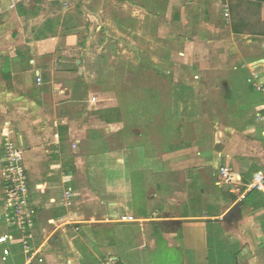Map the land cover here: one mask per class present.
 Returning a JSON list of instances; mask_svg holds the SVG:
<instances>
[{
    "label": "crops",
    "instance_id": "crops-1",
    "mask_svg": "<svg viewBox=\"0 0 264 264\" xmlns=\"http://www.w3.org/2000/svg\"><path fill=\"white\" fill-rule=\"evenodd\" d=\"M65 2L91 30L101 12L97 30L116 34L105 42L138 44L129 55L170 81L93 92L92 49L64 47L76 28L39 0H0V237L20 235L5 221L7 143L23 152L38 213L35 256L13 244L4 262L0 244V264H264V193L247 189L264 173V94L248 81L264 84V32L225 16L231 2L259 4L264 25V2ZM225 167L239 193L221 184Z\"/></svg>",
    "mask_w": 264,
    "mask_h": 264
},
{
    "label": "rangeland",
    "instance_id": "rangeland-1",
    "mask_svg": "<svg viewBox=\"0 0 264 264\" xmlns=\"http://www.w3.org/2000/svg\"><path fill=\"white\" fill-rule=\"evenodd\" d=\"M61 0H39L42 5H45V17H55L53 18L55 22L59 21L64 24V27L69 29H77L76 34L72 36L66 35L64 40V47L67 49L69 53L72 52L75 54V51H71L73 49H78L82 47L83 49L90 48L92 49L91 56H87V62H83L84 66H87L89 82L91 85L89 88H93V92H101L107 88L108 84L114 83L115 81L119 80L120 82H128V83H137L142 82L145 85L154 84V83H165L169 82V78H165L164 74L158 75L155 73L154 67H151L155 62L151 58L140 57L137 53H130L129 51L133 50V47H137L138 44H132L133 42H129V45L126 43H122V47L119 46V42L111 40V42H105V38L108 36L113 37L114 32L111 34L108 32V28L102 27L101 31L97 30V27L102 24V16L100 13H94L95 18H93V24L97 27H94L91 30V24H87V20L83 17H79L76 13L77 11H63L60 7ZM65 1V0H63ZM70 0H66V4L69 3ZM112 1V0H109ZM111 3V2H110ZM113 3V2H112ZM260 12H261V5L259 4H251L249 2H238L233 3L231 2V9L229 8V16L230 24L234 21V16L237 14V23H234L235 30H240L244 27V30H248L251 34L254 33H263L264 32V25L261 24L259 21L260 19ZM250 17L251 21L245 22V15ZM236 19V17H235ZM53 20V23H54ZM227 20V19H226ZM229 20V19H228ZM227 20V21H228ZM229 23V21H228ZM243 23V26H241ZM87 24V25H86ZM246 24V25H245ZM66 25V26H65ZM245 26H247L245 28ZM87 27V28H86ZM16 30V29H15ZM92 31V32H91ZM92 34V38L90 35ZM109 33V34H108ZM109 38V37H108ZM92 39V43L88 44ZM131 45V46H130ZM143 48V46L141 47ZM89 49V50H90ZM97 50V51H96ZM125 50V54L123 51ZM102 51V52H101ZM107 52V53H105ZM120 52V54H118ZM132 52V51H131ZM139 52L140 48H139ZM148 52V51H147ZM68 53V54H69ZM142 53V52H141ZM81 56L78 54V58ZM119 58V60H118ZM82 60L84 58H81ZM75 57H68L65 56L64 61H73ZM121 60V61H120ZM161 61L162 59H158ZM84 61V60H83ZM123 61H125L123 63ZM178 61V60H177ZM176 62V61H175ZM120 63V64H119ZM73 65V64H72ZM83 65H80L84 68ZM157 72V71H156ZM86 77V73L84 75ZM129 87V86H128ZM104 88V89H103ZM129 92L126 91H119L117 90L116 93L118 96L122 95L123 93ZM90 95V93H88ZM91 96V95H90ZM116 114L115 112H111L110 115ZM34 231V229H33ZM212 255V254H211Z\"/></svg>",
    "mask_w": 264,
    "mask_h": 264
},
{
    "label": "built area",
    "instance_id": "built-area-1",
    "mask_svg": "<svg viewBox=\"0 0 264 264\" xmlns=\"http://www.w3.org/2000/svg\"><path fill=\"white\" fill-rule=\"evenodd\" d=\"M229 5H225V16L229 19ZM41 82V79H38ZM249 84L255 91L264 94V84L260 82L259 75L255 72L248 80ZM97 97L91 99L93 109L96 108ZM7 155L4 157L5 168L2 173L4 190H5V221L9 228L19 233V237L12 233L5 234L0 237V244L7 245L3 251L2 260L5 262L11 255L10 246L13 244H22L26 252H31L32 234L31 229L38 217L37 209L30 202V185L27 169L23 164V152L13 143L6 145ZM240 182L237 174L230 167H225L221 173V184L230 186L234 193L240 192ZM247 189L249 191L257 190L264 193V173H260ZM71 190L66 196L70 197ZM126 220V218L124 219ZM33 256L35 253L31 252ZM37 255V254H36ZM40 262L43 259H39Z\"/></svg>",
    "mask_w": 264,
    "mask_h": 264
},
{
    "label": "trees",
    "instance_id": "trees-1",
    "mask_svg": "<svg viewBox=\"0 0 264 264\" xmlns=\"http://www.w3.org/2000/svg\"><path fill=\"white\" fill-rule=\"evenodd\" d=\"M259 2H264V0H258ZM113 112H115V113H117V111L115 110V111H113ZM106 112H101V114H105Z\"/></svg>",
    "mask_w": 264,
    "mask_h": 264
}]
</instances>
